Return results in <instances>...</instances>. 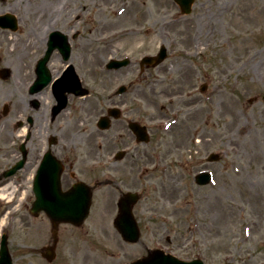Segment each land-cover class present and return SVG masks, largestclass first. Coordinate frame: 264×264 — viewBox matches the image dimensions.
I'll use <instances>...</instances> for the list:
<instances>
[{
    "label": "rangeland",
    "instance_id": "374dc122",
    "mask_svg": "<svg viewBox=\"0 0 264 264\" xmlns=\"http://www.w3.org/2000/svg\"><path fill=\"white\" fill-rule=\"evenodd\" d=\"M194 2L186 14L176 0H0V14L14 13L20 24L14 34L0 28V68L12 70L8 79L0 77V174L21 154L25 134L17 122L26 115L42 117L41 109L29 104L27 82L46 49L41 37L49 25L71 33L79 20L73 55L91 97H74V102L91 105L97 115L89 119L84 112L78 125L84 144L100 157L107 139L94 120L121 84L130 86L123 98L134 108L124 118L138 116L152 139L137 143L127 130L124 139L117 123L106 133L109 154L128 150L124 160L113 164L108 222L99 194L84 225H61L66 243L60 239L53 262L40 251L52 238L51 223L26 209L27 168L21 169L13 178L19 189L11 199L0 197L1 231L9 235L15 264H122L157 247L182 259L200 257L206 264H264V0ZM126 4L134 7L126 19L140 29L134 37L143 45L136 47L130 35H116L128 13ZM103 33L108 44L97 42ZM163 44L168 58L157 67L141 68L142 57L155 55ZM126 56L132 64L107 68L112 58ZM51 63L62 66L56 53ZM28 71L31 78L25 76ZM5 104L10 105L7 114ZM211 153L219 155L217 160L207 159ZM203 167L215 170L212 184L195 182L194 172ZM117 184L142 194L134 207L141 228L136 243L125 241L114 225ZM256 197L261 208L255 206Z\"/></svg>",
    "mask_w": 264,
    "mask_h": 264
},
{
    "label": "flooded vegetation",
    "instance_id": "af4514ba",
    "mask_svg": "<svg viewBox=\"0 0 264 264\" xmlns=\"http://www.w3.org/2000/svg\"><path fill=\"white\" fill-rule=\"evenodd\" d=\"M78 22L79 20H75L74 25L72 24L73 40L80 34ZM44 43L47 46V40L44 41ZM73 52L74 49L72 48V53L68 61L65 60L64 54L60 50L53 52L49 61L53 80L42 91L36 94L37 98L46 97L44 103H41L39 108H35L37 110L41 109L42 117H39V114L35 115L30 120V115L26 117L29 126L27 162L25 166V168H27L26 196L28 206L29 209L33 207L36 200L37 190H35V177L40 167L43 166V181L37 185V189L40 188L39 191L47 202V206H43L39 212L43 215L44 222L48 220L45 216L47 212H76L78 209L74 205L77 203V198L80 196L92 199V213L95 209L94 198L99 194L101 195L100 197L103 196L105 198L104 210L108 222V210L111 208V201H108V191L113 189V179L111 178L114 168L113 164L121 161L117 158H112L111 153L109 154V140L111 136L106 133L110 132V130L98 129L100 136L107 140L105 146L104 143H102L101 147H99L100 157H96V153H94L91 145H85L86 143L84 144V140H81V135L82 138H85V134L81 132L78 127L85 119L83 116L84 112H87L89 119H91L96 115V109L91 105L84 106L81 102H74V97L79 98L81 96L69 93L66 107L59 111L56 110L57 98L54 92V81L68 72L69 64H72L75 70L78 71L79 69V58L75 54L73 55ZM54 53L57 54L62 66L51 63ZM41 56H43V54ZM39 58L40 57L36 58L35 66ZM21 72L23 71H20V73ZM34 73L35 77L29 79L27 82L29 83V93L30 85L36 79L35 68ZM30 75H32V73L29 71L25 73L27 78H31ZM32 98L33 97L29 99V104L34 107ZM110 99V105L123 108L120 118L114 119L112 125L113 123H117L119 127H122L121 130L124 131L122 137L124 139V135L126 134L125 130H127L136 140V136L130 131L128 124L131 120L138 122H143V120L138 116L132 117L131 119L124 118V116H129L134 109L128 106L127 99L118 96H111ZM94 121V125L96 126L97 118H95ZM36 123L41 126V130L38 129L39 132L35 131L37 133H34ZM40 126L38 128H40ZM67 130L71 133H68ZM36 136L37 142L34 143ZM49 152H51V155H48ZM117 185L116 188L121 191L120 185ZM60 204H64L65 206L61 208ZM63 225L75 227L72 224ZM60 239L62 242L66 243V239L61 237ZM51 244L52 240L48 245ZM61 244L60 241L57 243L58 246Z\"/></svg>",
    "mask_w": 264,
    "mask_h": 264
},
{
    "label": "water",
    "instance_id": "95a60500",
    "mask_svg": "<svg viewBox=\"0 0 264 264\" xmlns=\"http://www.w3.org/2000/svg\"><path fill=\"white\" fill-rule=\"evenodd\" d=\"M178 1L182 2L185 5V10L189 11V9H190L189 5H190V2L192 0H178ZM2 20L3 19L0 17V22H2ZM165 55H166V49L163 48V50H162V52L158 58L147 57V58H145V61H150V62L154 61L156 64V63L160 62L165 57ZM125 63H127V61L119 62V63L114 64V65L119 67ZM110 66H113V65H110ZM136 199H137V197L134 194H128L127 197L123 199V200H125L123 204L126 205L127 208H125V212H123V214L121 215V219H120L124 222L122 224L123 225L122 227L120 225L123 234L125 236H128L126 238L129 240H132V241H135L138 239L139 233H138V228L136 226V223H135L133 216H132L131 207H130L131 204H128V203L129 202L133 203L136 201ZM79 215L80 216H86L84 214L82 215V213ZM0 264H11V257H10V254L8 252V249L6 247V239L4 240L3 248L1 251ZM130 264H203V263L201 261H194V262L181 261L179 259H176L173 256L166 255L161 251H156L154 254H152L148 258H144L143 260H138V261L130 263Z\"/></svg>",
    "mask_w": 264,
    "mask_h": 264
},
{
    "label": "bare ground",
    "instance_id": "6f19581e",
    "mask_svg": "<svg viewBox=\"0 0 264 264\" xmlns=\"http://www.w3.org/2000/svg\"><path fill=\"white\" fill-rule=\"evenodd\" d=\"M134 3V2H133ZM131 8V5L130 4H126L123 8V10L126 12H128V10ZM134 9V7L132 9H130V11H132ZM134 12V11H132ZM130 13V14H128ZM127 15L125 14L123 20L121 21L123 24H120V27L121 29L118 30V32L116 33L117 36H122L123 34H126V35H130L132 38H133V41L137 42V46L139 45H143V43H141L139 41L138 38L134 37L136 36L137 33L140 32V29L138 30L137 27L135 26V23H134V20H127L126 18H130L131 16V12H128ZM128 21H132V23H129L128 24ZM119 26V25H118ZM104 29V27H102ZM108 34L107 33H103L101 34V39H98L97 42H105L108 44V39L106 38ZM23 131H25V129H23ZM17 186L14 185V183L10 182L4 186H2L0 188V194L2 197H9V198H12V196L16 193L17 191ZM255 206H259L261 208V206L263 205L262 202L260 201V199H257V197L255 198ZM262 212V211H261ZM5 224V221L4 219L1 221V224H0V229L3 228Z\"/></svg>",
    "mask_w": 264,
    "mask_h": 264
}]
</instances>
